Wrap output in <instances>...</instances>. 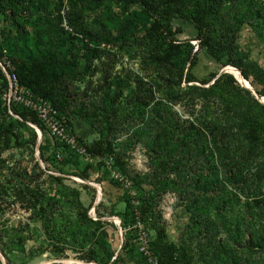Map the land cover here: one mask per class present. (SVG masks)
Wrapping results in <instances>:
<instances>
[{
	"label": "trees",
	"instance_id": "16d2710c",
	"mask_svg": "<svg viewBox=\"0 0 264 264\" xmlns=\"http://www.w3.org/2000/svg\"><path fill=\"white\" fill-rule=\"evenodd\" d=\"M79 1L83 2L69 1L68 19L75 32L84 38L81 57L74 53V43L83 40L64 34L60 27L61 0L30 2L28 10L35 13L36 31L32 43L18 17L26 1L0 0V14L14 29H3L0 58L5 50L19 84L34 97L49 102L66 119L69 130V120H81L99 133L95 120L103 123L100 119L104 115L109 118L110 114L118 120L117 110L101 112L98 105L89 104L76 112L71 87L92 62L101 60L103 52L97 47L100 42L121 50L131 44L142 47L141 59L154 77L148 80L126 73L113 78L106 76L102 103L109 102L117 108L121 105L125 118L139 120L143 129L135 132L134 140L147 143L155 160L173 166L179 181L171 184L185 196L190 236L206 240L203 247H196L200 259L206 264H260V257L264 256V106L227 73L212 84L215 74L200 81L206 88L190 85L197 82L192 73L197 65L195 47L177 38L182 31L174 29L172 21L190 23L197 32L198 48L205 49L222 68L233 67L236 75L242 76L262 97L264 70L244 54L238 38L243 25L264 31V5H258L257 0H113L121 10L115 20L116 34L101 37L83 28L80 16L74 13ZM103 1L91 0L97 6ZM54 31L66 35L65 38L60 40ZM183 83L185 90L176 91ZM156 94H162L169 102L195 94L200 104L198 117L192 113L190 119L180 123L174 119L171 107L163 99H157ZM11 110L24 122L38 127L42 134L46 133L33 112L16 107ZM106 123L109 126L106 132H115L118 123L109 119ZM99 135L102 138L82 144L86 154L101 158L111 155L112 143L103 138V133ZM218 164L222 165V171ZM250 173L252 177L247 178ZM82 178L87 180L89 176L83 173ZM46 179L48 187L14 190L17 198L29 203L28 209L33 210L40 223L44 238L39 244L68 246L86 264H124L128 238L125 237L122 250L115 256L106 229L110 223L100 220L112 213L101 212L98 205L95 207L98 220H92L77 188L67 185L59 176L48 175ZM226 183L240 184L252 201L237 205L226 194ZM6 194L0 186V195ZM153 201L150 195L141 199L139 218L143 228L154 232L152 247L160 264H194L190 248L169 243L163 230L157 227Z\"/></svg>",
	"mask_w": 264,
	"mask_h": 264
},
{
	"label": "rangeland",
	"instance_id": "374dc122",
	"mask_svg": "<svg viewBox=\"0 0 264 264\" xmlns=\"http://www.w3.org/2000/svg\"><path fill=\"white\" fill-rule=\"evenodd\" d=\"M25 1L24 9L18 17L28 33V41L32 43L36 37L35 13L28 9L30 2L38 3L39 0ZM257 2L258 5H264V0ZM76 12L84 29L101 37L116 34L115 20L120 17L121 10L115 1L104 0L99 6L91 0L88 3L87 0L79 1L74 8V13ZM10 25V21L4 20L5 30L14 31ZM172 25L174 29L182 31L177 35L179 39L189 41L195 47L197 65L192 73L197 82L190 85L206 88L207 85H201L200 81L208 80L215 74L212 84L222 67L205 49L198 48V41L192 35L194 28L190 23L174 19ZM54 32L60 40L66 36L64 32L60 35ZM84 44V41L74 43V53L79 57L84 53ZM97 45L103 52L101 60L92 62L89 69L81 73L78 81L71 87L75 100L73 109L79 112L80 107L90 104L98 105L101 112L117 110L120 115L118 120L114 119V114H110L109 118L104 115L100 119L103 123L95 120L99 133H103V138L107 137L113 145L114 151L111 155L101 158L86 153L78 154L57 143L47 133L42 134L32 123L9 115L0 106V186L7 193L0 195V264H85L77 259L75 252L68 246H41L39 243L44 237L40 223L33 216V210L28 209L29 203L14 195L16 188L48 187V175L62 177L67 185L79 190L80 201L87 208V214L92 220H98L95 212L98 205L102 207L101 212L112 213L100 220L110 223L106 229L115 256L122 250L125 237L128 238L129 246L125 251L124 264H160L152 247L154 232L143 228L139 218L141 199L147 195L154 197L158 221L156 225L163 230L166 240L176 245H187L194 256V264H206L200 259L196 249L197 246L203 247L206 240H201V236H190L189 216L184 207L185 196L171 184V181H179L173 166H165L161 161L155 160L147 143L134 140L135 132L143 129L139 120L133 121L130 116L125 118L126 112L121 105L117 108L112 107L109 102L102 103L107 87V81L104 80L106 76L113 78L126 73L131 77L136 75L148 80L154 77L146 70L147 66L141 59L142 47L131 44L121 50L103 41ZM238 45L248 58L264 70V31L253 25H243L239 31ZM227 67L230 72L227 74L235 77L242 85L250 86L249 82L236 75L233 67ZM185 87L183 83L181 89L176 91L181 93ZM156 98L163 99L171 107L175 114L174 119L180 123L190 119L192 113L196 116L200 107L195 94L186 98L182 95L177 102H169L162 94H156ZM263 100L264 96H259L257 101L264 106ZM108 119L118 123L115 125V132H106L105 129L109 128L106 123ZM69 123L70 131L80 146L102 138L81 120H69ZM218 168L220 171L223 169L220 164ZM83 173L89 176L87 180L82 178ZM251 173L246 177H252ZM253 177L256 178L255 175ZM240 189L242 190L240 184L237 186L226 183V194L237 205L243 206L252 200H249L251 195L248 196L246 191L241 192ZM260 264H264V256L260 257Z\"/></svg>",
	"mask_w": 264,
	"mask_h": 264
},
{
	"label": "built area",
	"instance_id": "2783aa9c",
	"mask_svg": "<svg viewBox=\"0 0 264 264\" xmlns=\"http://www.w3.org/2000/svg\"><path fill=\"white\" fill-rule=\"evenodd\" d=\"M69 1L61 0L62 6L58 12L60 27L66 34L84 41L83 36L75 32L69 24ZM3 29L4 21L0 14V43L2 41ZM0 72L2 74V78H0V100L3 108L6 109V113L18 118L17 115L12 113V107L31 111L36 115L46 133L52 139L78 154L83 155L86 153L85 148L79 145L76 137L68 129L66 119L60 117L49 102L40 97H34L29 90L19 84L14 73V67L7 57L5 50L2 51V57L0 58Z\"/></svg>",
	"mask_w": 264,
	"mask_h": 264
},
{
	"label": "water",
	"instance_id": "95a60500",
	"mask_svg": "<svg viewBox=\"0 0 264 264\" xmlns=\"http://www.w3.org/2000/svg\"><path fill=\"white\" fill-rule=\"evenodd\" d=\"M228 67H224V68H222L221 70H220V73H219V75L218 76H220V75H222V74H225V73H230L229 71H228V69H227ZM240 72V71H239ZM241 75V74H240ZM217 76V77H218ZM242 77V76H241ZM235 78V77H234ZM243 78V77H242ZM235 80H236V78H235ZM237 81V80H236ZM238 82V81H237ZM239 83V82H238ZM240 84V83H239ZM241 85V84H240ZM242 86V85H241ZM242 87H244V88H246V89H248V90H250L254 95H255V97L257 98V100H259V96H257V94L254 92V90L252 89V87L251 86H248V87H246V86H242ZM40 135V134H39ZM86 264V263H85Z\"/></svg>",
	"mask_w": 264,
	"mask_h": 264
},
{
	"label": "crops",
	"instance_id": "0c3cea01",
	"mask_svg": "<svg viewBox=\"0 0 264 264\" xmlns=\"http://www.w3.org/2000/svg\"><path fill=\"white\" fill-rule=\"evenodd\" d=\"M194 28V27H193ZM194 31H193V33H192V35L194 36V38L196 37V30L195 29H193ZM178 38V37H177ZM179 39V38H178ZM179 40H181V39H179Z\"/></svg>",
	"mask_w": 264,
	"mask_h": 264
},
{
	"label": "bare ground",
	"instance_id": "6f19581e",
	"mask_svg": "<svg viewBox=\"0 0 264 264\" xmlns=\"http://www.w3.org/2000/svg\"><path fill=\"white\" fill-rule=\"evenodd\" d=\"M239 81V80H238Z\"/></svg>",
	"mask_w": 264,
	"mask_h": 264
}]
</instances>
